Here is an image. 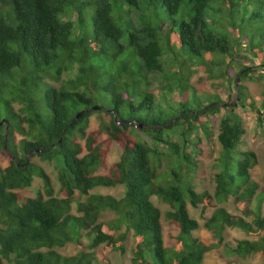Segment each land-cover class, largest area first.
Listing matches in <instances>:
<instances>
[{"label":"trees","instance_id":"16d2710c","mask_svg":"<svg viewBox=\"0 0 264 264\" xmlns=\"http://www.w3.org/2000/svg\"><path fill=\"white\" fill-rule=\"evenodd\" d=\"M71 9L79 12V28L63 20ZM135 9L138 32L130 23ZM200 68L210 77L234 78L236 97L264 127V105H257L245 84L264 80V0H0V100L16 83L6 98L8 137L0 127V155L12 156L6 167L0 164V264L110 262L111 253L127 251L130 230L131 264H205L228 227L258 237L227 245L232 253L264 256V189L251 174L258 155L241 149L244 118L234 108L224 112L220 95L191 82ZM153 71L163 76L159 87H152ZM97 113L100 126L89 131ZM217 122L222 149L215 192H198L185 172L198 165L203 139L214 145ZM18 133L24 135L19 145ZM103 134L108 137L101 142ZM113 142L123 153L108 166ZM30 157L57 165V195L50 174ZM37 177L43 192H18ZM118 185L126 188L121 198L92 193ZM77 191L86 196L77 203L79 215L72 212ZM154 195L173 207L167 218L180 233L172 246L166 245ZM230 200L241 214L221 206ZM189 203L215 208L205 226L217 243L194 235L200 223ZM107 210L119 217L100 221ZM70 242L80 248L77 254L58 251Z\"/></svg>","mask_w":264,"mask_h":264},{"label":"rangeland","instance_id":"374dc122","mask_svg":"<svg viewBox=\"0 0 264 264\" xmlns=\"http://www.w3.org/2000/svg\"><path fill=\"white\" fill-rule=\"evenodd\" d=\"M126 7L128 8L127 4ZM139 14L140 10L135 9L132 13H130V23L134 29V32H138L140 29L139 25ZM63 20H72L76 24V28H79V12L76 9H71L68 12L64 13ZM89 21V19H87ZM143 36V34H142ZM232 62V61H231ZM249 63V62H248ZM231 72H235L236 63H232ZM220 73V71H218ZM232 74V73H231ZM150 78L153 82L152 87H159L164 83L163 76L161 73L157 71L150 72ZM67 75H64V78H67ZM48 82L52 83L55 86H60V82H57L53 79L47 78ZM191 82L196 84V86L200 89H206L207 91L203 92H211L217 93L220 95L221 99L224 103V112L228 111L230 108H234L236 112L244 118V126L246 128V134L244 135L243 144L241 145L242 150H254L258 155V164L251 169L252 178L260 183L261 189H264V127H260L258 120L255 114L249 108V105L243 106L240 103V99L236 97L238 93V87L236 82L233 79L227 78L226 76H216L210 77V74L204 68H200L196 71L192 77ZM200 82H203V85H200ZM15 82H10L8 85V91L4 92L2 99L0 100V122L8 121L9 118L7 111V102L6 98H9L11 95V91ZM245 84L248 86L249 91L257 103L258 106L263 107L264 105V80L262 81H252L247 80ZM40 87L45 89V83L39 81ZM206 96L205 93H201V97ZM204 98V97H203ZM237 98V99H236ZM21 105L16 104V109L18 110ZM229 107V108H228ZM44 110V115L48 116L50 111L47 107ZM264 109V107H263ZM111 119L110 116L106 117V121L109 122ZM218 119H221V115L218 116ZM102 119L100 118V114H95L91 118L89 131L96 130L101 123ZM218 123H215L213 127V132L215 135V143L214 145H210L206 139L200 144L198 153H196V158L198 159V165L195 167L193 172H185V181L192 182L198 192L209 191L211 193L215 192V175L218 171H220L221 167L218 165L217 158L219 157L221 151V145L217 140V135L219 133ZM2 131H6L5 125ZM108 135L103 134L100 137V141L106 140ZM24 138V135L18 133L16 135L15 143L19 145L20 140ZM10 154L14 149L11 143L9 147ZM123 153L122 147L113 142L109 146V154L107 158V165L110 166L114 162L118 161L121 158ZM33 161L40 163L46 171L50 174L54 188L56 190V195L59 193L60 183L58 182V167L53 162H43L39 157H30ZM11 160V155H0V164L3 167H6ZM168 169L169 166L164 165V170ZM99 173L106 174L108 173V169H101ZM44 191V182L41 178H36L33 185L24 190H18L24 197L27 196H36L40 192ZM126 188L123 185H118L115 187H105L99 186L96 187L92 193H101V194H111L117 198H121L125 194ZM86 199L85 195H82L77 191V201L72 204V212L74 214L79 215L80 213L77 211V203L79 201H84ZM154 203L162 210L163 213V222H164V233L166 239V245L172 246L176 241L180 233V228L170 221L167 218V212L173 210L172 205L164 202L161 198L154 195L152 197ZM216 203V202H214ZM221 206L226 207L230 212L235 214H241V212L235 207L233 200L229 202L221 204ZM189 210L191 216L196 218L199 223V229L194 231V235L199 237L201 240L207 243H217L218 238L214 231L210 230L205 226V222L211 217L214 207L205 208L204 204L201 203L198 207H194L191 203H189ZM119 216L111 210L105 211L100 221H110ZM0 226L4 227V224H0ZM127 230V226L124 225L121 231ZM224 243L222 245H218L213 250L208 252L205 257V264H264V256L261 253L254 254L248 256L247 258H241L237 254L231 252L230 248L227 245L235 246L238 239H250L256 240L258 237L250 236L243 230L237 227H228L224 233ZM82 242L84 245H88L89 239L87 237L82 238ZM134 243V231H129V238L126 241L127 251H116L110 254V262L100 261L96 259L94 264H131V250L132 244ZM58 251L64 255L71 256L75 255L80 251V248L76 244V242H70L66 244L62 248H58ZM6 264H15L6 262Z\"/></svg>","mask_w":264,"mask_h":264},{"label":"water","instance_id":"95a60500","mask_svg":"<svg viewBox=\"0 0 264 264\" xmlns=\"http://www.w3.org/2000/svg\"><path fill=\"white\" fill-rule=\"evenodd\" d=\"M102 107V106H101ZM100 106H97V107H95V109L96 110H98V109H100L101 108ZM82 115V112L81 113H79L78 115H77V118L78 117H80ZM3 123H4V121H2V122H0V127L3 125ZM6 130H7V134H6V136L8 137V126L6 127ZM6 144H7V141H6ZM6 148H7V145H6Z\"/></svg>","mask_w":264,"mask_h":264},{"label":"flooded vegetation","instance_id":"af4514ba","mask_svg":"<svg viewBox=\"0 0 264 264\" xmlns=\"http://www.w3.org/2000/svg\"><path fill=\"white\" fill-rule=\"evenodd\" d=\"M3 125H5V123H4ZM3 125H2V126H3Z\"/></svg>","mask_w":264,"mask_h":264},{"label":"clouds","instance_id":"9594fccd","mask_svg":"<svg viewBox=\"0 0 264 264\" xmlns=\"http://www.w3.org/2000/svg\"><path fill=\"white\" fill-rule=\"evenodd\" d=\"M12 157V156H11Z\"/></svg>","mask_w":264,"mask_h":264}]
</instances>
